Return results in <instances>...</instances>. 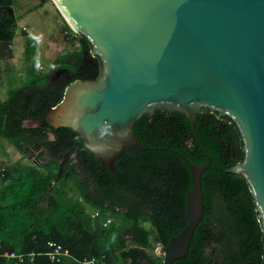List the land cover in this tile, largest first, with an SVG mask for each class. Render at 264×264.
<instances>
[{
	"label": "trees",
	"instance_id": "16d2710c",
	"mask_svg": "<svg viewBox=\"0 0 264 264\" xmlns=\"http://www.w3.org/2000/svg\"><path fill=\"white\" fill-rule=\"evenodd\" d=\"M14 3L0 0V44L6 47L18 29ZM69 27L66 22L63 28ZM25 35L24 58L31 63L37 45ZM78 36V46L71 40L73 48L55 58L53 76L31 68L30 82L10 88L7 98H0V148L5 150V139L21 152L43 146L40 155L51 156L36 157L30 163L16 161L4 170L0 166L3 251L41 252L24 264H80L78 259L85 256L98 257L99 264H163V256L152 248L155 243L166 246L186 226L190 163L200 164L208 154L211 162L201 176L204 215L188 254L173 264H264V231L251 186L243 174L227 171L245 158L241 132L229 115L219 117L217 110L202 109L193 126L179 111L160 108L153 116L145 113L135 122L134 134L146 149L123 148L114 170L94 157L72 128L50 125L47 112L62 100L71 82L94 80L103 73V62L93 54L90 40L81 33ZM28 118L40 119V124L24 126ZM50 127L55 139L47 132ZM158 175L160 179L155 178ZM168 177L171 189L178 187L175 179L189 185L173 195L162 186V179ZM125 190L135 198L129 199V216L109 207L121 204ZM173 200L179 206H173ZM164 202L165 208L159 207ZM95 211L97 216L92 215ZM114 216L127 222L106 226ZM147 220L154 231L141 224ZM125 226L134 228L129 241L122 238ZM50 241L69 249L76 259L52 261L46 254ZM0 264L14 263L0 257Z\"/></svg>",
	"mask_w": 264,
	"mask_h": 264
},
{
	"label": "water",
	"instance_id": "95a60500",
	"mask_svg": "<svg viewBox=\"0 0 264 264\" xmlns=\"http://www.w3.org/2000/svg\"><path fill=\"white\" fill-rule=\"evenodd\" d=\"M54 1L69 26L90 40L103 73L71 82L46 120L75 130L114 170L123 148L146 149L134 134L145 113L179 111L193 126L201 107L229 115L245 158L227 171L248 180L264 231V0ZM210 162L207 154L190 163L188 221L162 247L163 264L188 254L204 215L201 176Z\"/></svg>",
	"mask_w": 264,
	"mask_h": 264
},
{
	"label": "rangeland",
	"instance_id": "374dc122",
	"mask_svg": "<svg viewBox=\"0 0 264 264\" xmlns=\"http://www.w3.org/2000/svg\"><path fill=\"white\" fill-rule=\"evenodd\" d=\"M14 9L20 17L18 21L16 36L25 33L29 34V32L36 33V35L39 33V36H42L39 39L36 38V41H42V46L40 47V49H38V52L31 62L32 64L26 62V65L28 66V68H35V66L37 68L41 64L43 68H37L38 73L42 72L45 74L46 72L44 71L50 73L53 68L55 58L59 54L58 52L61 53L72 47V44L64 36L63 25L66 23L64 16L62 15L54 0H15ZM22 26H26L27 29H24ZM18 60L19 62L17 63V65H20L19 67L22 69L24 62L20 57L19 59H17V61ZM20 60L22 61V63L20 62ZM5 61L2 62L1 60L0 74H4L3 76L6 75L11 80H6L4 83H1L0 97L2 99L6 98V96L8 95L9 88L17 85L21 86V83L23 84L24 82L29 80V74L24 78L23 72L19 73V70L17 68L9 67V69L7 70L4 67ZM28 64H31L33 66ZM12 74H14L15 76ZM51 75L53 76V73H51ZM3 144L5 150H2V148H0V166L2 167L9 166L11 163H14L16 161L20 163H30L33 159H35V157L33 156L35 155L37 149L30 150L29 148L28 151L26 149V151L21 152L7 140L3 141ZM38 163L40 164V161H38ZM152 252L157 255H163L161 244L155 243L154 247L152 248Z\"/></svg>",
	"mask_w": 264,
	"mask_h": 264
},
{
	"label": "flooded vegetation",
	"instance_id": "af4514ba",
	"mask_svg": "<svg viewBox=\"0 0 264 264\" xmlns=\"http://www.w3.org/2000/svg\"><path fill=\"white\" fill-rule=\"evenodd\" d=\"M160 108H164V107H160ZM160 108H156V109H160ZM208 107H201L200 108V110H204V109H207ZM164 109H166V110H168V111H171V110H169V109H167V108H164ZM171 112H173V111H171ZM218 114H219V112H218ZM152 116L154 115V114H151ZM52 126V125H51ZM54 127V126H53ZM55 128H58V127H55ZM75 131V130H74ZM47 132H48V134H49V136H50V138L51 139H55V137H54V134H53V132H52V129H51V127H50V130H49V128H48V130H47ZM79 134V133H78ZM81 137V136H80ZM128 147V146H127ZM31 149H37V153L35 152V155H34V157H51L50 156V154H47V153H45L43 156H41L40 154H41V151H42V147L41 146H39V147H37V146H35V148H30V150ZM29 150V148H27V151ZM26 151V150H25ZM58 157V156H57ZM69 157H78L77 155H75V154H71ZM94 157H96V155L94 154ZM117 157V156H116ZM128 157H135V155H129ZM98 159V158H97ZM99 160H101V162L103 163V164H105L103 161H102V159H99ZM107 165V164H106ZM156 179H160L161 177L158 175V176H156L155 177ZM170 182H171V177H168L167 178V180H164L163 181V179H162V186L165 188H167V191H170V190H172L171 192L173 193V195H175L176 193H177V191H182L183 189H186L187 188V186L189 185V182H187V181H185V180H178V179H175L174 180V183L175 184H178V187H176L175 186V188H173V189H171V185H170ZM185 182V183H184ZM192 183V182H191ZM129 199H135V198H133V195L131 194V193H129V192H127V190H125L124 192H123V200H122V202H121V204L120 205H112V204H110V206L109 207H115L116 208V210H120L121 211V213H123L124 215H128L129 216V211H130V209H131V207H132V204H130V201L131 200H129ZM177 200V199H176ZM176 200H173V202H172V205L173 206H179V204H178V202L176 201ZM160 206L159 207H161V208H165V202L164 203H160L159 204ZM125 222H127V220H126V218H124V219H118V217L117 216H114L113 217V219H112V221L109 223V224H107L106 226H109V225H111L112 223H116V224H120V223H124L125 224ZM131 224L130 225H132L133 224V222H130ZM141 224H143L144 226H146L148 229H150V230H152V231H154V225H153V223L151 222V220H147V221H142L141 222ZM133 235H134V228L132 227V226H128V227H126L125 229H124V231H123V233H122V238L123 239H126V240H128L129 241V239L131 238V237H133ZM162 247H163V245H161Z\"/></svg>",
	"mask_w": 264,
	"mask_h": 264
},
{
	"label": "built area",
	"instance_id": "2783aa9c",
	"mask_svg": "<svg viewBox=\"0 0 264 264\" xmlns=\"http://www.w3.org/2000/svg\"><path fill=\"white\" fill-rule=\"evenodd\" d=\"M24 29H27L26 26H23ZM78 32L73 30L71 27L70 28H66L64 30V36L66 37V39L71 43V40L74 41V44L76 46L79 45V40H78ZM70 39V40H69ZM36 160V157L35 159ZM1 170H4V167H2ZM98 212L95 211L92 213L93 216H97ZM113 217H109L107 219V221L105 222V225L109 224L112 221ZM49 246L50 249L49 251L46 253L48 255V257L52 260V261H63L67 258H74L76 259L70 252L69 249L67 248H62L59 244H57L54 241H50L49 242ZM41 254L38 252H31V253H27V252H18L15 250H6L3 251L2 246L0 244V257H5L7 260L12 261L14 264H24L28 261H33L36 257V255ZM78 262L80 264H99L100 259L96 256H85L82 259H79Z\"/></svg>",
	"mask_w": 264,
	"mask_h": 264
},
{
	"label": "crops",
	"instance_id": "0c3cea01",
	"mask_svg": "<svg viewBox=\"0 0 264 264\" xmlns=\"http://www.w3.org/2000/svg\"><path fill=\"white\" fill-rule=\"evenodd\" d=\"M17 16H19L17 13H16ZM20 18V17H19ZM23 27V26H22ZM32 34V35H31ZM29 35L35 40L36 42V45H37V51L36 53L38 52V49H40V47L42 46V41H36V38L39 39L41 38L42 36H39V33L37 35H35V33L33 32H29ZM18 36V37H17ZM15 36L12 44L10 45V47H6V46H3L0 44V63H1V60L2 62H4L5 60H7V58H10L7 60V62L5 61V68L8 70L9 67H13V68H17L18 69V65H17V59H19V55H20V58L23 60L24 62V66H22V69H20L19 67V73L20 72H23L24 73V78L26 76V73L28 74L30 72V68H28V66L26 65V60L24 58V52H25V39H26V35L25 34H20V35H17ZM21 38H20V37ZM18 38V39H17ZM16 41V42H14ZM21 42V43H20ZM17 44V45H16ZM24 47V48H23ZM12 48V49H11ZM17 48V50H16ZM73 48V45L72 47H70L69 49ZM14 49V50H13ZM23 49V50H22ZM21 53V54H20ZM9 55V56H8ZM15 55V56H14ZM36 55V54H35ZM59 55V54H58ZM15 57V58H14ZM11 65H14V66H11ZM26 68V70H25ZM39 68H43L41 65L38 66V69ZM35 69H36V66H35ZM27 71V72H26ZM29 71V72H28ZM26 72V73H25ZM51 73H53V71L51 70ZM4 75V74H3ZM2 74H0V86H1V83H4L6 80L9 79V77H7L6 75L3 76ZM28 76V75H27ZM26 76V77H27ZM12 88V87H11ZM1 92V90H0ZM8 96V95H7ZM1 98V97H0ZM7 98V97H6ZM4 98V100L6 99ZM2 99V98H1ZM3 100V99H2ZM5 141V139L3 140Z\"/></svg>",
	"mask_w": 264,
	"mask_h": 264
},
{
	"label": "bare ground",
	"instance_id": "6f19581e",
	"mask_svg": "<svg viewBox=\"0 0 264 264\" xmlns=\"http://www.w3.org/2000/svg\"><path fill=\"white\" fill-rule=\"evenodd\" d=\"M19 21V20H18ZM22 24V23H21ZM23 25V24H22ZM65 25V24H64ZM63 25V26H64ZM18 26V25H17ZM67 26V25H66ZM70 28V27H69ZM20 29V28H19ZM24 32V31H23ZM26 34V33H25ZM16 35V34H15ZM32 35V34H31ZM35 35H36V33H35ZM42 35V34H41ZM79 35H80V33H79ZM18 37V36H17ZM20 37V36H19ZM30 37V36H29ZM79 37V36H78ZM21 38V37H20ZM18 39V38H17ZM27 39V38H26ZM9 42V41H8ZM14 42H16V41H14ZM21 43V42H20ZM26 44V43H25ZM72 44V43H71ZM17 45V44H16ZM68 46V45H67ZM76 47V46H75ZM24 48V47H23ZM77 48H79V47H77ZM12 49V48H11ZM14 50V49H13ZM23 50V49H22ZM37 51V50H36ZM69 51V50H68ZM58 53H60V52H58ZM21 54V53H20ZM9 56V55H8ZM15 56V55H14ZM19 57H20V55H19ZM15 58V57H14ZM8 59H10V58H7V60ZM57 59V58H56ZM6 60V61H7ZM17 62H19V60L17 61ZM20 62L22 63V61L20 60ZM55 62V61H54ZM39 63V62H38ZM1 64V63H0ZM32 64V63H31ZM31 64H28V65H31ZM58 64V63H57ZM34 65H35V63H34ZM41 65V64H40ZM20 66V65H19ZM24 66V65H23ZM31 66H33V65H31ZM57 66H59V65H57ZM13 68V67H12ZM32 68V67H31ZM30 68V69H31ZM38 68V67H37ZM37 68L35 69V71L37 70ZM18 69H19V67H18ZM21 69V68H20ZM17 70V69H16ZM15 70V71H16ZM50 71V70H49ZM24 72V71H23ZM27 72V71H26ZM25 72V73H26ZM38 72V71H37ZM44 72H46L47 73V71H44ZM14 73H16V72H14ZM42 73V72H41ZM24 74V73H23ZM29 74V73H28ZM27 73H26V75H28ZM42 74H44V73H42ZM41 74V75H42ZM51 74V73H50ZM12 75H14V74H12ZM32 75V74H31ZM10 76H11V74H10ZM15 76V75H14ZM17 76V75H16ZM30 76V75H29ZM23 77V76H22ZM31 77V76H30ZM19 79V78H18ZM29 79V78H28ZM0 80H2V79H0ZM8 80H11V79H8ZM15 80V79H14ZM13 80V81H14ZM23 80V79H22ZM87 80V79H86ZM20 81V80H19ZM11 82V81H10ZM29 82H30V79H29ZM13 83V82H12ZM25 83V82H24ZM18 84V83H17ZM15 85V84H14ZM21 85H22V83H21ZM24 85V84H23ZM4 86V85H3ZM18 86V85H17ZM28 86V85H27ZM14 87V86H13ZM10 89V88H9ZM12 89V88H11ZM7 97V96H6ZM4 100V99H3ZM58 103V102H57ZM48 113V112H47ZM29 119V118H28ZM40 120V119H39ZM51 125V124H50ZM49 125V126H50ZM37 126V125H36ZM41 126V125H40ZM24 127V126H23ZM53 129V128H52ZM50 130V129H49ZM74 137H75V135H74ZM67 139V138H66ZM70 139V138H69ZM68 139V140H69ZM73 139V138H72ZM76 139V138H75ZM42 141V140H41ZM41 141H40V143H41ZM58 141V140H57ZM76 141V140H75ZM58 143V142H57ZM74 143H76V142H74ZM43 144H44V142H43ZM67 144H68V142H67ZM70 144H71V142H70ZM62 146V145H61ZM65 146V145H64ZM74 146V145H73ZM43 147V146H42ZM75 147H76V144H75ZM16 148H18V147H16ZM50 149V148H49ZM80 149V148H79ZM35 150V149H34ZM73 150V149H72ZM71 150V151H72ZM20 151V150H19ZM75 151V150H74ZM84 151H85V149H84ZM46 152H47V150H46ZM89 152V151H88ZM73 153V152H72ZM48 154V153H47ZM77 154V153H76ZM120 154V153H119ZM84 155V154H83ZM25 157V156H24ZM34 157V156H33ZM126 227V226H125ZM128 227V226H127ZM21 252V251H20ZM68 259V258H67ZM79 260V259H78ZM72 261V260H71ZM75 262H76V260H74Z\"/></svg>",
	"mask_w": 264,
	"mask_h": 264
}]
</instances>
